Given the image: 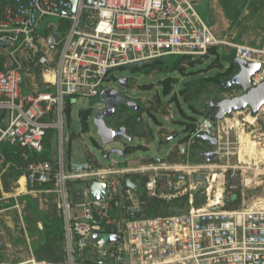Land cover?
<instances>
[{
	"label": "built area",
	"instance_id": "built-area-1",
	"mask_svg": "<svg viewBox=\"0 0 264 264\" xmlns=\"http://www.w3.org/2000/svg\"><path fill=\"white\" fill-rule=\"evenodd\" d=\"M196 2L7 0L0 18V145L6 141L39 155L52 130L55 164L30 161L23 179L30 185L53 181L46 191L56 194L65 251L60 262L31 257L18 264H264V206L223 208L212 201L206 208L146 216L136 190L125 187V180L136 184L139 180L131 175L144 176V189L152 198L184 194L186 188L175 185L164 162L139 167L95 165L90 159L66 162L67 101L75 105L98 98L116 78V69L164 57L194 60L211 47L226 45L238 58L259 64L251 86L264 81V43L219 39ZM46 16L65 24L40 33ZM215 129L209 118H201L178 146L180 153L188 155L199 134L215 137ZM73 181H80L75 197L69 188ZM94 181L104 185L97 200L90 198ZM109 234L120 239L108 242Z\"/></svg>",
	"mask_w": 264,
	"mask_h": 264
},
{
	"label": "rangeland",
	"instance_id": "rangeland-1",
	"mask_svg": "<svg viewBox=\"0 0 264 264\" xmlns=\"http://www.w3.org/2000/svg\"><path fill=\"white\" fill-rule=\"evenodd\" d=\"M220 1L222 0L211 1L214 10L211 20L212 30L217 37L250 46L257 43L262 44L264 6L251 13L250 0L246 2L233 0L229 8H225ZM196 8H203V0H199ZM57 24L64 25L65 23L58 17L46 16L41 21L38 31L44 33L46 27L53 28ZM217 51V60L216 56L210 52L194 60L173 57L177 63L173 70L169 69L170 57L160 60L161 70L155 69L149 74L134 73L133 66L115 70L116 78L120 76L133 78L131 88L134 94L129 90H126V94L137 95L143 106L154 108L157 112V114L153 112L155 118L163 128L169 129L165 130L166 134H177L169 141L167 140L169 137L158 134L156 122L145 111L142 114L143 121L148 123L154 138L145 136L125 140V147L129 146L131 149L120 155L113 149L123 151L122 139H115L111 144H103L97 133L94 111L99 106L98 98L80 100L75 105H72L70 100L64 111L66 162H82L89 158L94 163L103 166L124 163L129 167H139L154 164L158 158L167 167H171L168 174L175 185L186 188V192L176 198L160 199L169 204L165 208L169 214L206 208L212 201H219V205L229 204L230 208L264 206V104L255 113L247 108L231 112L222 121L209 118L217 127L214 135L217 138L216 149L218 151L217 157L209 163L202 157L195 156L193 152L205 145V140L199 136L194 138L193 144L195 145L191 147L188 155L181 154L178 149V146L186 141V139L183 140L186 133L178 121L179 118L187 120L184 115H195L196 123H198L203 118L202 114L207 111V104L214 98H227L242 93L238 86H231L228 91L220 92L215 85L204 83V80L227 67L223 55L229 53L231 47L219 45ZM166 74L176 78L177 83L174 84L171 94L163 96L160 82ZM114 79H110L105 87L115 86ZM144 85H149V87H144ZM118 88L122 87L118 86ZM172 95L174 97L171 100ZM83 107L90 108L92 111L85 130H82L79 120V110ZM170 153L171 156L167 158ZM21 183H24L23 178H21ZM6 185L7 189H5L6 186L4 189L13 193L12 197L15 198L22 194L38 197L43 192H47L40 186L16 191L15 189L20 188L18 184L10 182ZM143 192L146 193L143 183H140L136 193ZM236 194L239 196L237 201L234 200ZM231 200L234 201L231 202ZM13 208L21 213L22 204L16 201ZM9 223H11L10 220ZM6 258L11 257L6 255ZM76 258L79 261L78 257Z\"/></svg>",
	"mask_w": 264,
	"mask_h": 264
},
{
	"label": "trees",
	"instance_id": "trees-1",
	"mask_svg": "<svg viewBox=\"0 0 264 264\" xmlns=\"http://www.w3.org/2000/svg\"><path fill=\"white\" fill-rule=\"evenodd\" d=\"M249 0H244V2ZM250 12L254 13L260 10L264 6L263 0H250ZM225 8H229L233 0H222ZM7 0H0V18L2 17V11L6 7ZM202 14V12H201ZM203 19L207 23L208 20L203 14ZM218 46L211 47L208 53H213L218 59ZM224 56V55H223ZM184 58V57H182ZM202 58V57H198ZM196 58V59H198ZM176 60V59H175ZM177 63L172 61L169 69L173 70ZM161 70L160 60H154L149 63H143L133 66V72H149L152 70ZM235 72V67H227L223 71L217 72L214 76L204 80V83L213 84L217 87L218 91L225 92L230 89L231 86L223 87L228 79L232 77ZM177 83V79L171 76L161 81L162 84V95L168 96L173 90L174 84ZM235 86V85H232ZM149 87V85H144ZM172 97L170 98L172 100ZM69 103V101H67ZM65 109H67L65 107ZM147 111L151 116L152 120L159 123L155 118L153 112L154 108L144 107L141 112L138 113V121H131L129 118L125 120V128L127 132L134 137H145L152 136L151 130L147 122L143 121L142 114ZM90 108H82L79 111V120L81 123L82 130L87 127V120L91 115ZM157 114V112H155ZM210 112L202 114L203 117L212 118L216 120L215 116H211ZM187 120L178 119L184 124L183 131L186 133L183 140L194 131L197 117L195 115H184ZM52 130H49L46 134V140L44 145L43 153L39 155L31 154L25 147L19 145H12L6 141L0 145V150L3 155V161L0 164V238L4 240L0 246V264L4 263V254L8 252L12 255L13 263H17L21 260L26 259L30 256V251L34 257L43 261L48 262H60L65 258L64 251V231H63V220L60 211L57 208L56 194L47 191L43 192L40 196L34 197L31 194H22L18 197H4V193L8 192L7 185L12 182L15 183L17 180L26 173L25 168L30 161L34 160H48L52 164H55V160L52 158ZM198 137V135L196 136ZM193 144L192 146H194ZM131 148L125 147L127 152ZM173 152V151H172ZM171 152V153H172ZM171 153L167 155V158L171 156ZM132 180H139L136 183L137 189L140 183H144L145 177L139 174H132ZM80 181L69 182V188L71 194L75 197L76 188L79 186ZM6 188L4 189V187ZM33 186H40L44 190H51L53 188V181L45 185H30L27 183V188ZM125 187L130 188L126 182ZM136 189V191H137ZM136 201L143 208L146 216H156L169 214L165 208L169 205L168 203L158 199L149 197L146 193H136ZM238 195H235L234 200H238ZM234 200H231L233 202ZM16 201L22 204L21 213L19 214L13 206ZM223 208H230L229 204L223 205ZM8 217L10 219H8ZM11 221L9 225L8 222ZM39 224L41 227H39ZM8 245L10 248L8 249Z\"/></svg>",
	"mask_w": 264,
	"mask_h": 264
},
{
	"label": "water",
	"instance_id": "water-1",
	"mask_svg": "<svg viewBox=\"0 0 264 264\" xmlns=\"http://www.w3.org/2000/svg\"><path fill=\"white\" fill-rule=\"evenodd\" d=\"M223 60L226 62L227 67H235L237 69V72L234 75H232V77L228 79L226 83L223 84V87L235 85L241 88L242 93L241 95L227 97V98H220V97L214 98L209 104V112H211L212 109H217L216 114H214L217 121H222L231 112L234 111L236 112L247 108L250 109L252 113H255L257 109L264 104V81L256 86H251L250 84V76L253 75L258 70L259 64L257 62L246 61L241 58H238L235 54L234 49H231L229 53L224 55ZM107 91L108 89L105 88L100 93L97 99L99 103L102 101V97L104 93H106ZM131 103H133L131 100L126 101L127 105H131ZM138 107L139 106L135 107V109H138ZM94 124L97 128V133L103 144H111L114 141V137L119 135L122 136L125 135V140L132 139V137L129 136L126 133V131L125 133H123V128L117 130L109 128L105 124L103 119L94 118ZM176 136L177 134H173L167 140L169 141L171 138H174ZM198 136L201 139L208 142H212L214 144L217 142V138L214 136H209L205 134H199ZM113 151L118 152L120 155L124 154V151L120 149H113ZM210 155L216 156L217 150L211 151ZM209 161L207 160L206 162L209 163ZM125 182L133 190L137 189L136 184L133 183L129 178H127ZM89 190H90V198L92 200H97L103 197L104 195L103 183L94 181L90 184ZM218 208L219 206H215L213 209H218ZM106 238L107 241L109 242L114 239L119 240L120 236L118 234H109L107 235ZM87 260L90 262H95L92 257H87Z\"/></svg>",
	"mask_w": 264,
	"mask_h": 264
},
{
	"label": "flooded vegetation",
	"instance_id": "flooded-vegetation-1",
	"mask_svg": "<svg viewBox=\"0 0 264 264\" xmlns=\"http://www.w3.org/2000/svg\"><path fill=\"white\" fill-rule=\"evenodd\" d=\"M167 57L161 58V59H156V60H163ZM171 62L175 61V58L170 57ZM154 61V60H152ZM151 61H147L144 63H149ZM143 64V63H141ZM149 72H144L146 74H149ZM237 72V69L235 68V72L232 74L234 75ZM136 73V72H134ZM169 75L166 74L164 79L167 78ZM133 81L132 77H126V76H120L114 79L115 86L113 87H108V91L104 93L102 97V101L99 103L98 108L94 111V118H100L103 119L105 124L114 130L123 128V133H126L130 135L126 128H125V120L129 118L131 121H138V113L141 112L143 104L141 103L140 98L137 95L130 96L126 94V90H129L133 93L132 88H131V82ZM160 85L161 82H160ZM118 86H121L122 88H118ZM134 94V93H133ZM131 100L133 103L131 105H127L126 101ZM211 102V101H210ZM207 104V112H209V104ZM138 107V109H135V107ZM217 109H212L211 110V115L215 116ZM115 139H122L124 148L123 151L125 152V135H119L114 137ZM217 142L214 144L212 142L205 141V145L200 147L199 149L194 150V154L197 157H202L205 161H209L212 159H215L218 155L216 156H211L210 152L216 149Z\"/></svg>",
	"mask_w": 264,
	"mask_h": 264
},
{
	"label": "crops",
	"instance_id": "crops-1",
	"mask_svg": "<svg viewBox=\"0 0 264 264\" xmlns=\"http://www.w3.org/2000/svg\"><path fill=\"white\" fill-rule=\"evenodd\" d=\"M211 1L212 0H203V8H200V9H198V11H199V13H200V15L202 16V14L208 19V20H206L207 21V24L212 28L213 27V22L211 21L212 20V18H213V8H212V3H211ZM242 1H244V0H242ZM198 2H199V0H197V2H196V6H197V4H198ZM201 12H202V14H201ZM203 17V16H202ZM264 43V40H263V42H262V44ZM262 44H255V45H252V46H257V45H262ZM181 123V122H180ZM157 124V126H158V134L159 135H163L164 137H170L171 135V133H165L166 131L165 130H169V129H165V128H163L162 127V125L160 124V123H156ZM182 124V127L184 128V124L183 123H181ZM197 124V123H196ZM196 126V125H195ZM149 129H150V127H149ZM173 135V134H172ZM144 138V137H143ZM154 138V136H151V139H153ZM191 150V149H190ZM89 159V158H88ZM156 161L157 162H160L159 161V159L158 158H156ZM96 164H98V163H95V165ZM124 164V163H123ZM98 165H100V164H98ZM125 165V164H124ZM21 178H23V175L17 180V182H15V184H18V182L20 183V188L19 189H15L16 191L17 190H20V189H24V190H27V184L24 182L23 184L21 183ZM19 185V184H18ZM14 194L13 193H4V197H7V196H13ZM16 205V204H15ZM14 205V206H15ZM13 206V207H14ZM20 214V213H19ZM11 222V221H10ZM8 224L10 225L11 223H9L8 222ZM39 227H41V225L39 224ZM3 242H4V240L2 239V238H0V246L3 244ZM10 248V245H8V249ZM6 255H10L8 252H5V254H4V258H5V260H4V263H1V264H18V263H20V262H22V261H25V260H27V259H29V258H31V257H34V255L32 254V252L30 251V256L29 257H27L26 259H24V260H21V261H19V262H17V263H13V261H12V259H13V257H12V255H10V259H7L6 258ZM35 258V257H34ZM36 259V258H35ZM37 260V259H36ZM44 261V260H43Z\"/></svg>",
	"mask_w": 264,
	"mask_h": 264
},
{
	"label": "bare ground",
	"instance_id": "bare-ground-1",
	"mask_svg": "<svg viewBox=\"0 0 264 264\" xmlns=\"http://www.w3.org/2000/svg\"><path fill=\"white\" fill-rule=\"evenodd\" d=\"M246 149V148H245Z\"/></svg>",
	"mask_w": 264,
	"mask_h": 264
}]
</instances>
